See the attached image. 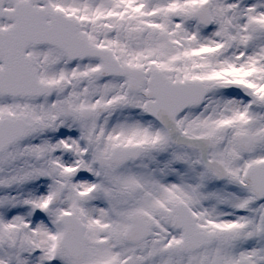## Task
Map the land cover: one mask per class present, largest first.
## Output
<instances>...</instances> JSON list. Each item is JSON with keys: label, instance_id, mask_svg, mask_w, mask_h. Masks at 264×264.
I'll return each instance as SVG.
<instances>
[{"label": "snow or ice", "instance_id": "1", "mask_svg": "<svg viewBox=\"0 0 264 264\" xmlns=\"http://www.w3.org/2000/svg\"><path fill=\"white\" fill-rule=\"evenodd\" d=\"M0 264H264V0H0Z\"/></svg>", "mask_w": 264, "mask_h": 264}]
</instances>
